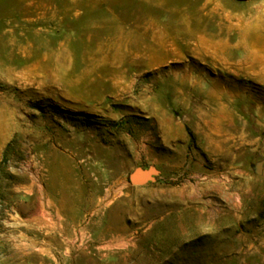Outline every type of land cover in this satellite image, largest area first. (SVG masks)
<instances>
[{"label": "rangeland", "instance_id": "obj_1", "mask_svg": "<svg viewBox=\"0 0 264 264\" xmlns=\"http://www.w3.org/2000/svg\"><path fill=\"white\" fill-rule=\"evenodd\" d=\"M2 135L0 264H264V0H0Z\"/></svg>", "mask_w": 264, "mask_h": 264}, {"label": "water", "instance_id": "obj_2", "mask_svg": "<svg viewBox=\"0 0 264 264\" xmlns=\"http://www.w3.org/2000/svg\"><path fill=\"white\" fill-rule=\"evenodd\" d=\"M259 172L264 175V160L258 165ZM159 175V170L154 166L147 168L136 167L128 176L129 182L134 186H141L148 182H154Z\"/></svg>", "mask_w": 264, "mask_h": 264}, {"label": "crops", "instance_id": "obj_3", "mask_svg": "<svg viewBox=\"0 0 264 264\" xmlns=\"http://www.w3.org/2000/svg\"><path fill=\"white\" fill-rule=\"evenodd\" d=\"M5 142H6V136L5 135L0 136V148H2Z\"/></svg>", "mask_w": 264, "mask_h": 264}, {"label": "bare ground", "instance_id": "obj_4", "mask_svg": "<svg viewBox=\"0 0 264 264\" xmlns=\"http://www.w3.org/2000/svg\"><path fill=\"white\" fill-rule=\"evenodd\" d=\"M61 229V228H60ZM71 231V230H70Z\"/></svg>", "mask_w": 264, "mask_h": 264}]
</instances>
